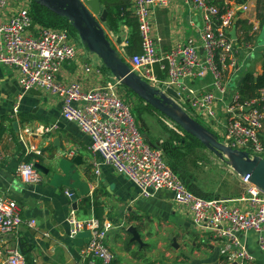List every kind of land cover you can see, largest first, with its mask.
I'll list each match as a JSON object with an SVG mask.
<instances>
[{"label":"built area","instance_id":"2783aa9c","mask_svg":"<svg viewBox=\"0 0 264 264\" xmlns=\"http://www.w3.org/2000/svg\"><path fill=\"white\" fill-rule=\"evenodd\" d=\"M30 3L31 0H0V64L18 71L21 91L37 90L61 98L62 118L77 125L89 137V151L103 165L128 179L141 198L170 193L173 205L186 212L198 230L211 234L225 262H253L242 239L247 232L256 235L258 248L264 253V192L249 182V176L240 177L244 194L239 198L205 199L191 192L166 163L161 142L150 145L143 137L130 104L120 96L119 81L84 90L78 81L58 79L64 62H78V47L66 29L34 23ZM168 3L169 0H133L141 52L129 56L127 62L152 87L161 89L165 85L174 89L181 98L177 103L191 117L195 119L196 113L202 112L205 123L221 133V142L260 155L264 150L259 138L264 111L257 107V99L240 102L237 87L229 88V75L238 60L237 39L229 34L234 25V10L228 6L220 9L208 0H190L200 18L198 38L164 52L157 49V41L151 35L150 18L154 10ZM240 8L246 11L248 6L244 4ZM80 68L83 74L100 72L84 60ZM157 69L166 71L165 79L158 77ZM207 73L212 77L209 90L199 91L191 85ZM13 109L17 113L18 103ZM169 122L178 132L177 126ZM30 150L40 153L34 147ZM95 166L98 174V164ZM16 172L27 185L42 180L33 162L20 163ZM22 223L16 201L0 195V233H15ZM27 224L34 227L35 221ZM68 224L70 237L84 230L91 233L79 264L113 262V254L104 244L112 227L110 223L101 224L95 217L79 220L71 209ZM2 264H27L18 244L7 251Z\"/></svg>","mask_w":264,"mask_h":264},{"label":"crops","instance_id":"0c3cea01","mask_svg":"<svg viewBox=\"0 0 264 264\" xmlns=\"http://www.w3.org/2000/svg\"><path fill=\"white\" fill-rule=\"evenodd\" d=\"M125 3L129 5L127 10L136 22L133 0H125ZM244 4L248 6L246 11L240 8ZM223 5L235 12L238 60L229 78L231 80L239 74L237 87L246 73L259 75L262 72L264 21H261V15L264 20V0H247L240 4L234 0H225ZM150 20L151 35L157 41L158 50L169 52L189 39L198 38L200 18L191 7L190 0H169L166 7L153 11ZM103 27L120 55L127 60L130 28L124 23L119 25L117 31L109 30L107 23ZM117 37L120 38V44H117ZM76 46L80 53L78 62H64L59 71V80L78 81L84 90L116 81L98 57ZM138 51L141 52V38ZM82 60L98 67L100 72L83 74L80 68ZM157 74L160 79H165L167 73L157 69ZM211 81V74L207 73L201 81H194L191 85L199 91L209 90ZM17 103L18 111L14 113L13 108ZM61 109L62 100L59 97L37 90L23 93L18 83V71L0 64V127L5 130L0 137V195L16 201L23 220L17 232L0 233V264L7 251L16 244L21 251L20 243L26 250L24 256L27 264L81 263L84 247L77 251L68 233L69 212L73 209L72 201L66 194L68 190H74L78 195L77 209H74L77 219L96 217L97 209L101 208V222L112 225L104 240L114 257L111 264H228L211 234L198 230L190 216L173 205L170 193L160 192L150 199L141 198L138 189L128 179L103 165L100 158L89 151V137L77 125L65 121ZM15 122L16 127L13 126ZM50 130L55 133L52 134ZM262 132L264 129H261ZM56 138L58 142H55ZM31 147L40 153L31 151ZM29 154L34 155L31 162L41 163L48 171L47 174H41L42 180L36 185L22 183L16 172L18 165ZM76 156L81 158L79 164L73 161ZM95 164H98V174L95 172ZM229 171L237 182V194L208 192L213 198L235 199L244 194L240 177L231 169ZM86 198L89 199L88 206L84 203ZM155 218L164 230L174 229L180 232L185 241H190L192 254L172 242L173 238L177 239L172 232L168 239L175 252H178L173 261L168 260V253L155 255V250L144 242L141 245L131 240L126 243L125 235H130L126 232V226L134 225L141 237L142 220L151 221ZM31 220L35 221L34 227L27 224ZM242 239L253 258L250 264H264V253L258 248L256 235L247 232L242 235Z\"/></svg>","mask_w":264,"mask_h":264},{"label":"water","instance_id":"95a60500","mask_svg":"<svg viewBox=\"0 0 264 264\" xmlns=\"http://www.w3.org/2000/svg\"><path fill=\"white\" fill-rule=\"evenodd\" d=\"M37 5L47 9L59 17L65 18L73 29L84 49L90 54L98 57L102 65L112 74L114 79L129 89L145 104L151 106L160 114L168 118L177 127L198 140L208 151L226 161L230 169L239 177L249 176V182L264 192V158L260 155H251L247 150H239L221 142L216 134L209 131L188 115L177 103L180 96L171 87L163 85L161 89L152 87L133 71L127 60H125L108 38L103 25L106 23L108 12L102 8L99 0H31ZM229 34L236 39L235 21ZM117 44L120 38L117 37ZM241 82V80H240ZM239 82V83H240ZM63 127L62 124L57 123ZM16 127V122L13 123ZM16 129V128H15ZM54 134V130H50ZM18 137V130H16ZM143 137L147 140L146 134ZM58 142V138L55 142ZM148 141V140H147ZM150 145H153L149 142ZM247 148L250 147L248 143ZM74 163L81 162L80 156L73 159ZM35 169L41 174L48 171L41 163H34ZM69 199L72 201L73 209H77V193L68 190ZM228 199V198H223ZM126 232L131 235V241L142 244L140 233L135 226L129 225ZM77 251L89 243L91 233L88 230L77 232L70 237ZM176 247V245H174ZM232 264H236L235 262Z\"/></svg>","mask_w":264,"mask_h":264},{"label":"rangeland","instance_id":"374dc122","mask_svg":"<svg viewBox=\"0 0 264 264\" xmlns=\"http://www.w3.org/2000/svg\"><path fill=\"white\" fill-rule=\"evenodd\" d=\"M30 9L32 11L33 16L38 20L36 24L43 25L48 21L47 15H50V13L43 9V8H36L34 6V3H30ZM37 14V15H36ZM44 14V15H42ZM32 16V15H31ZM46 18V19H45ZM197 23L199 22L196 18L195 20ZM70 35L72 36V40L74 43H76L79 47L84 49L80 43V40L77 34L70 31ZM262 36H264V27L262 29ZM239 79V74L233 76L231 78L229 83V88L234 89L236 87L237 80ZM120 96L121 98L130 104L131 112L133 117L136 118L137 125L139 130L147 134L146 138L147 140H150L151 142H161L165 143L166 141L170 140L172 137V134L170 131L176 133L179 135L180 138L184 137V133L182 131H175L173 129V126L170 124L169 119H167L165 116L160 114L155 109L148 108L145 103H141V101H137L136 95L132 93L129 89H127L125 86L120 85L119 86ZM184 96V93H182ZM139 103V104H138ZM137 108H140L142 110L141 118L138 119L137 117ZM195 119L198 123L206 127L209 131L216 134V136L219 138V140L222 139L221 133H218L216 131V128L208 126L205 123V120L203 118L202 112H197ZM264 129V127L262 128ZM259 138L261 143L264 147V132L259 134ZM176 143V140L174 141ZM198 151V157L200 158L197 160L196 167L191 165V169L196 174L197 179V187L202 191L206 193H212L216 192V194L223 195V194H237L238 187L237 182L235 180V177L230 173L229 169L230 166L227 164L226 161L222 160L221 158L215 156L213 153L208 151L206 148H197ZM262 158H264V150L260 154ZM140 232L142 233V242L149 245V247L153 248L155 250V255L162 256L163 253L169 254V261H173V259L176 257V250L173 249L172 242H175L179 248L183 247L185 248L186 252L191 253V244L190 241H185V239L182 237L180 232H176L174 229L169 230L161 227V224L158 219H153L151 221L148 220H142V224H140ZM134 226V225H132ZM126 226L125 228H127ZM163 229V230H162ZM194 229V228H192ZM139 232V231H138ZM172 232L176 234V238L172 239V242L169 241V233ZM126 243L131 239V235L126 234ZM115 237V236H114ZM106 238V237H105ZM107 242V241H106ZM181 246V247H180ZM137 248H140L138 246ZM153 253V254H154ZM192 254V253H191Z\"/></svg>","mask_w":264,"mask_h":264},{"label":"trees","instance_id":"16d2710c","mask_svg":"<svg viewBox=\"0 0 264 264\" xmlns=\"http://www.w3.org/2000/svg\"><path fill=\"white\" fill-rule=\"evenodd\" d=\"M224 1L225 0H208V2L211 5L217 6L220 9L223 8ZM234 1L240 4L247 0H234ZM99 2L102 6H104V8L108 12L106 23L107 26L109 27V30L117 31L121 23L126 24L130 28L126 53L129 56L138 53L139 52L138 47H140V32H139L137 19L135 22L134 19L131 18L129 11L127 10L129 5L125 3V0H99ZM31 3H34V6L36 8H40V9L43 8L37 5L33 1H31ZM122 11H124V13H121ZM48 12L50 13V15H47L46 18H48L49 22L43 24L42 26L58 28V29H66L69 33H71L70 31H72L75 34H77L75 29L71 27V25L68 23V21L65 18L59 17L50 11ZM119 14H121V16H119ZM31 15L33 22L37 23L38 20L33 16L32 11H31ZM261 21L262 22L264 21L263 15H261ZM237 91L240 102L257 99L258 100L257 107L260 110L264 111V58L262 62L261 74L256 75L254 73H246L242 78L241 82L239 83V85H237ZM138 100L141 101V103L143 104V101L140 98H138L137 101ZM145 105L153 110L151 106L147 104ZM141 113L142 110L140 108H137L138 119L141 118ZM134 119L136 121L135 117ZM177 128L184 133V137L180 138L179 135H177L173 131L172 132L170 131L171 134L173 133L171 139L166 141L165 143L163 142L160 144V147L164 152L166 163L170 166L173 172L184 182L185 186L191 192L205 199H213L212 195L206 192H202L197 187L198 185H197L196 174L191 169L192 167L191 165L196 167L197 160L200 158V156L198 157L197 148H205V147L194 137L183 131L180 127ZM4 131H5L4 128L0 127V137L4 134ZM175 140L176 143H174ZM33 157H34L33 154H29L26 157L25 161L23 162L29 163L32 161ZM84 203L86 206H88L89 199L88 198L84 199ZM101 215H102V209L98 208L95 218L102 224L103 222H101L100 220ZM20 249L22 254L24 255L26 250L24 249V245L22 243H20Z\"/></svg>","mask_w":264,"mask_h":264}]
</instances>
